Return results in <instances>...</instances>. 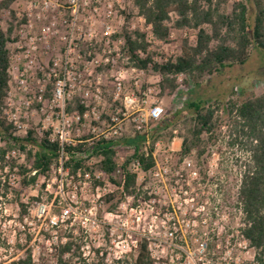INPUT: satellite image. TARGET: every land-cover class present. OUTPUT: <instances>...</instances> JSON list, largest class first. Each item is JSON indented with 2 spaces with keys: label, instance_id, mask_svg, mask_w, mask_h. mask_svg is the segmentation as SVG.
<instances>
[{
  "label": "rangeland",
  "instance_id": "obj_1",
  "mask_svg": "<svg viewBox=\"0 0 264 264\" xmlns=\"http://www.w3.org/2000/svg\"><path fill=\"white\" fill-rule=\"evenodd\" d=\"M12 6L15 7L16 2ZM100 7V16L94 17L93 28L97 35L93 52H97L100 63L87 62L83 44L80 46L82 56L73 57L79 75L67 85L66 98L77 94L88 109L80 123L68 118L67 137L70 139L89 131L118 138L150 132L158 124L164 125L175 111L182 109L181 115H185L184 105L188 100L218 105L219 114L224 115L226 101L243 100L264 92V51L253 46L244 64L227 66L196 85L190 81L184 83L186 76L178 75L176 91L160 95L158 73L130 66L122 49L124 31L146 32L150 43L148 51L158 62L178 54L182 39L193 42L194 31L172 29L168 42H160L151 35L133 0H100ZM109 9L112 14L106 21L114 32L107 47L100 20ZM7 19L2 11L0 26L9 38L12 31L8 30ZM12 43L9 48L16 50ZM104 47L118 53L112 65L102 60ZM38 77L40 75L32 79L31 88L36 89ZM117 77L122 83L119 92L115 88ZM96 86L100 90L99 97L94 90ZM125 94L132 95L135 102L125 105ZM18 96L16 91V102ZM54 105L45 99V113L29 109L28 129L33 126L37 130L44 125L42 129H50V138H55L61 119ZM156 105L162 107L163 112L153 119L149 113ZM25 111L22 108L19 115ZM175 125L157 133L152 169L158 174L136 170L135 196L122 195L120 187L98 171L94 175L101 181L99 185H93L88 175L73 180L55 168L48 178L40 175L35 183L22 185L17 167L0 170V264L24 258L29 250L33 264H60L55 247L68 239L75 244L70 253L78 248L75 254L63 256V264H98L101 258L106 264L131 260L142 240L147 241L155 264H240L251 260L254 250L239 233L241 214L236 205L239 166L244 152L228 144L223 122L201 157H197L196 148L182 157L180 135H185L186 131L180 118ZM171 129H174L173 137H169ZM3 144L0 139V145ZM148 146L149 143H145V147ZM130 154L131 148L119 145L115 156L118 165ZM13 157L17 164H26L21 152L16 150ZM130 167L135 169L133 163ZM120 174L117 170L111 177L120 182ZM19 202L25 204L26 212H22ZM40 205H44V213L39 211ZM111 205L115 206L111 208Z\"/></svg>",
  "mask_w": 264,
  "mask_h": 264
},
{
  "label": "trees",
  "instance_id": "obj_2",
  "mask_svg": "<svg viewBox=\"0 0 264 264\" xmlns=\"http://www.w3.org/2000/svg\"><path fill=\"white\" fill-rule=\"evenodd\" d=\"M15 1L0 0V20L2 11ZM133 5L151 35L160 42H168L172 29L194 31L193 42L188 38L182 39L179 53L159 62L148 51L150 43L146 32L139 29L124 31L122 49L128 56L130 66L158 73L161 76L158 82L160 95H171L176 91L178 75L186 76L184 83L190 81L196 85L204 77L220 72L227 66L244 64L253 46L264 51V0H133ZM8 30L11 31V28ZM6 35L0 26V112L10 80ZM82 47L83 53L88 49L93 50L87 44ZM52 87V84L48 85L47 97ZM64 109L68 115L73 111L82 115L88 107L79 95L72 94L65 99ZM184 109L185 115H181L182 109L175 111L168 121L163 122L164 125L158 124L150 132L118 138L89 131L79 138H72L62 147L57 137L50 138V129H43L39 135L36 127L32 126L26 135L20 136L0 118V139L4 141L0 145V170L17 167L22 185L35 183L40 175L48 178L53 168L63 171L73 180L88 175L94 181L93 185H99L102 183L94 175L98 171L115 182L122 195L135 196L137 175L130 165L138 164L144 172L155 165L153 146L160 129L176 126L180 118L186 131L185 135H180V155L186 156L196 148L197 157H201L204 148L215 138L224 122L228 144L244 152L239 166L236 205L241 214L239 233L254 250V255L251 260L240 264H264V92L243 100L226 101L224 115L219 114L218 105L201 100H188ZM102 118L108 119L109 116L102 115ZM172 130L169 137H173ZM147 142L149 146L145 147ZM119 145L131 148V154L120 165L115 160ZM12 149L23 154L26 164H17L16 157L6 158L7 152ZM117 170L121 172L120 182L111 177ZM19 206L22 212H26L23 202H19ZM114 206L111 205V208ZM74 245V241L68 239L55 247L60 264H63L62 258L66 253H76L78 246L70 253ZM9 264H33L30 250L24 258ZM98 264L106 263L101 258ZM117 264H155V260L147 241L142 240L138 243L135 257L118 260Z\"/></svg>",
  "mask_w": 264,
  "mask_h": 264
},
{
  "label": "built area",
  "instance_id": "obj_3",
  "mask_svg": "<svg viewBox=\"0 0 264 264\" xmlns=\"http://www.w3.org/2000/svg\"><path fill=\"white\" fill-rule=\"evenodd\" d=\"M15 2V7L11 6L3 10L4 14H7L8 28H11L12 33L6 44L10 54L9 87L0 115L7 125L13 127L16 135L23 136L28 131L27 111L31 109L32 112L43 113L45 99L51 101L58 107L57 116L61 119V128L55 137L62 147L64 143L71 142L67 137L68 118H73L79 123L81 116L82 118L85 116V113L81 115L77 111H73L70 115L65 112L66 88L67 85H71L69 83L71 79L76 80L79 75L73 57L82 56L80 46L87 44L94 49L97 40V35L93 31L96 24L94 17L100 16V0H16ZM111 14L112 11L109 9L100 20L105 29L103 34L107 36L104 40V46L107 47L114 32L106 21ZM11 43L16 50L9 48ZM101 50L104 56L103 62L112 65L114 56L118 53H112L106 47ZM96 54L97 52L88 49L87 62H95L98 65L100 61ZM142 54L139 52V55ZM36 75L40 77L36 81L38 84L36 89H33L30 83ZM116 80L115 88L119 92L122 83L118 77ZM49 84L53 85L51 94L49 97H44L47 95ZM94 90L99 97V87L96 86ZM16 91L19 93L18 102L14 100ZM123 102L125 105H131L135 102V98L125 94ZM22 108L26 111L22 113L23 115H19ZM162 112V107L156 105L150 109L149 114L151 118L157 119ZM20 116L24 120H21ZM45 120L47 121V115ZM42 128L44 125L41 129L40 127L37 129L39 135L42 133ZM15 153V149L8 151L6 158L13 157ZM133 165L135 169L132 170L135 173L136 170L142 171L138 164ZM147 172L158 174L152 168ZM39 211L45 212L44 205L39 206Z\"/></svg>",
  "mask_w": 264,
  "mask_h": 264
}]
</instances>
